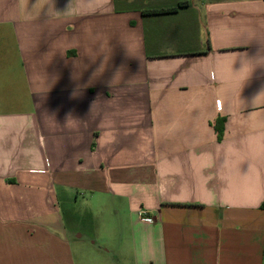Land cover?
<instances>
[{
  "label": "crops",
  "instance_id": "1",
  "mask_svg": "<svg viewBox=\"0 0 264 264\" xmlns=\"http://www.w3.org/2000/svg\"><path fill=\"white\" fill-rule=\"evenodd\" d=\"M263 205L264 0H0V264H264Z\"/></svg>",
  "mask_w": 264,
  "mask_h": 264
},
{
  "label": "rangeland",
  "instance_id": "2",
  "mask_svg": "<svg viewBox=\"0 0 264 264\" xmlns=\"http://www.w3.org/2000/svg\"><path fill=\"white\" fill-rule=\"evenodd\" d=\"M82 202H83V199H81L80 203L77 205L76 210H74L72 207L67 206L66 204L62 205V209L64 210V213H65V216H66V220L71 225L74 224V222H75L77 217L84 224H88L89 225L93 221L91 216L88 214V212H86L87 210H84L85 208H84ZM110 216H111V214H110ZM105 218H109L108 213L105 214V215H97V222L98 221H103Z\"/></svg>",
  "mask_w": 264,
  "mask_h": 264
},
{
  "label": "trees",
  "instance_id": "3",
  "mask_svg": "<svg viewBox=\"0 0 264 264\" xmlns=\"http://www.w3.org/2000/svg\"><path fill=\"white\" fill-rule=\"evenodd\" d=\"M189 6L188 2H180L176 7L169 8V9H155V10H146L143 11V15H165V14H173L177 13L180 10L184 9L185 7ZM216 130L218 132L219 138L223 136L224 133V124L221 123L220 121L216 124ZM264 207V205H263Z\"/></svg>",
  "mask_w": 264,
  "mask_h": 264
}]
</instances>
